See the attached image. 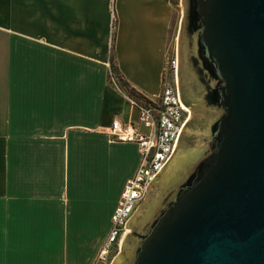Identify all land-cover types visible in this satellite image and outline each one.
Instances as JSON below:
<instances>
[{"label":"crops","instance_id":"1","mask_svg":"<svg viewBox=\"0 0 264 264\" xmlns=\"http://www.w3.org/2000/svg\"><path fill=\"white\" fill-rule=\"evenodd\" d=\"M171 3L0 0V264H93L139 161L107 137L138 119L109 58L155 100Z\"/></svg>","mask_w":264,"mask_h":264},{"label":"water","instance_id":"2","mask_svg":"<svg viewBox=\"0 0 264 264\" xmlns=\"http://www.w3.org/2000/svg\"><path fill=\"white\" fill-rule=\"evenodd\" d=\"M175 154L111 264H264V0H182Z\"/></svg>","mask_w":264,"mask_h":264},{"label":"built area","instance_id":"3","mask_svg":"<svg viewBox=\"0 0 264 264\" xmlns=\"http://www.w3.org/2000/svg\"><path fill=\"white\" fill-rule=\"evenodd\" d=\"M176 45L166 53L161 71L159 96L155 100L130 99L138 112L136 125L114 120L108 129L110 143L132 144L138 150L139 161L133 175L121 189L109 220L108 234L102 242L93 264H110L121 248L126 226L136 209L147 196L149 188L169 164L180 137L191 118V112L182 106L177 80L178 60ZM109 79L116 85L109 71Z\"/></svg>","mask_w":264,"mask_h":264},{"label":"rangeland","instance_id":"4","mask_svg":"<svg viewBox=\"0 0 264 264\" xmlns=\"http://www.w3.org/2000/svg\"><path fill=\"white\" fill-rule=\"evenodd\" d=\"M171 2H172L171 4L173 6L174 14H173V19H172L171 32H170V36H169V44H168V48H167V52H169V53L171 52L172 48H174V46L176 45L177 36L179 34L180 20L182 19V5H181L182 0H171ZM116 83H117V81H116ZM120 85L121 84H119L118 87H120ZM130 153H127V154L130 155ZM138 157H139V155L135 151L134 160H136ZM124 171H125V167L123 165L122 173ZM117 190L118 189H117V185H116V186H113L110 189H108L106 192H107V195L113 196ZM128 233H129V230H128ZM117 254H122V251H118V253H116L115 256H113V259L117 256ZM113 259H112V261H113ZM112 261H111V263H112Z\"/></svg>","mask_w":264,"mask_h":264},{"label":"trees","instance_id":"5","mask_svg":"<svg viewBox=\"0 0 264 264\" xmlns=\"http://www.w3.org/2000/svg\"><path fill=\"white\" fill-rule=\"evenodd\" d=\"M109 64H110V68H109V71L111 72V74L116 78L117 81H119V83L121 84L120 86L122 88L125 89V91L130 95V96H133L135 99H138V98H141L140 95L136 94L134 91L132 90H129L126 86V84L122 81V79H120L117 71H116V67L114 66V62H113V58H112V55H110V58H109ZM143 99V98H141Z\"/></svg>","mask_w":264,"mask_h":264},{"label":"flooded vegetation","instance_id":"6","mask_svg":"<svg viewBox=\"0 0 264 264\" xmlns=\"http://www.w3.org/2000/svg\"><path fill=\"white\" fill-rule=\"evenodd\" d=\"M178 84H179L178 90H179V94H180V87H181V85H180V83H179V82H178ZM180 98H181V101H182L181 94H180ZM190 112H191V118H190V121H191V119H192V115H194V112H193V111H191V110H190ZM190 121H188L187 125L189 124V122H190ZM187 125H186V126H187Z\"/></svg>","mask_w":264,"mask_h":264}]
</instances>
